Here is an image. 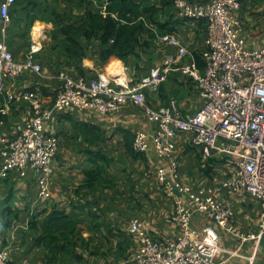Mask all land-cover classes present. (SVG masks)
Wrapping results in <instances>:
<instances>
[{
	"label": "built area",
	"instance_id": "2783aa9c",
	"mask_svg": "<svg viewBox=\"0 0 264 264\" xmlns=\"http://www.w3.org/2000/svg\"><path fill=\"white\" fill-rule=\"evenodd\" d=\"M15 2H0V95L7 97V103L0 108V139L11 105L18 100L10 93V85L28 72L37 76L43 73L38 55L44 49V30L36 39L32 33L24 59H16L10 47L8 29ZM241 9L242 0H209L199 4L174 0L178 18L205 25L202 67L195 59L180 65L188 55L182 42L174 35H159L152 29L157 39L178 47L179 52L176 57L168 56L164 65L154 67L138 82L131 81L128 67L122 63L121 70L112 73L109 62L107 70L96 77L73 76L60 70L53 104H44L36 92L25 95L31 102L33 115L15 126L13 138L0 142L2 173L7 175L18 169L25 174L28 167L32 168L40 176V195L50 199L53 163L60 141L47 133L45 127L54 113L74 107L110 115L131 104L142 109L154 125L151 134L135 135L133 149L145 154L153 147L158 159L164 161L156 171V178L173 202L170 220L178 232L176 238L165 240L157 237L141 219H132L128 232L139 240V248L131 264H223L219 258L220 231L242 244L261 241L264 238V48L248 49L243 23L236 15ZM175 69L195 83L205 101L188 119L180 117L174 103L170 107H157L148 98L147 90L158 91ZM179 133L192 135V145L204 159H222L226 168L223 189L258 202L256 232H244L235 225L234 212L219 191L213 187L192 188L181 181L173 147ZM196 215H205L214 224L196 227ZM0 264H14L7 249L0 251Z\"/></svg>",
	"mask_w": 264,
	"mask_h": 264
},
{
	"label": "crops",
	"instance_id": "0c3cea01",
	"mask_svg": "<svg viewBox=\"0 0 264 264\" xmlns=\"http://www.w3.org/2000/svg\"><path fill=\"white\" fill-rule=\"evenodd\" d=\"M101 3L98 9L89 8L103 11L105 0ZM236 15L243 23V37L248 49H263L264 0H242V9ZM39 30L37 27L36 32ZM174 36L188 52L180 65L195 59L201 66V58L196 56H200L206 46L203 25L189 20L177 27ZM60 48L63 49V45ZM58 49L56 46V50L49 51L44 47L38 55L49 76L28 72L13 85L9 84L10 93L18 100L11 105L6 123L1 128L0 142L13 138L15 126L33 115L31 102L25 98L28 92H36L46 105L53 104L59 88L58 71L65 70L73 76L96 77L107 70V64H102L98 57L97 42L88 56L78 63L70 62L63 50ZM178 52V47L156 39L149 49L132 56L127 64L118 61L128 67L131 81L138 82L154 67L164 65L168 56L176 57ZM113 60L117 59L112 58L109 62ZM147 94L150 103L157 107H170L174 103L182 119L192 117L205 102L195 83L177 69L171 71L158 91L147 90ZM6 103L7 97L0 95V108ZM153 127L144 111L131 104L124 105L120 113L110 115L74 107L55 112L45 127L47 133L57 136L60 141L53 163L50 199L40 195V176L35 170L28 167L23 174L15 169L4 175L0 159V251L7 249L14 264H49L46 259L48 251L35 246L37 234L30 225L54 209L77 219L76 253L83 260L72 263L60 257L51 264H131L139 248V240L128 232L132 219H141L150 225L159 238H176L177 228L170 220L173 202L166 197L156 178V171L164 161L158 159L153 147L142 155L130 154L126 149L125 131L133 135L139 132L151 134ZM173 147L181 181L192 188L213 187L219 191L234 212L235 225L244 232H256L258 202L247 195L223 189L226 168L222 159H204L199 149L193 147L189 133H179ZM89 152H100L113 160L107 175L92 190L82 189L88 181L86 172L92 170L96 162ZM118 188L120 193L137 196L133 199L139 201L145 193L150 196L149 201L141 204V209L135 203L124 205L119 201H106L118 193ZM213 224L205 215H196L194 220L196 227ZM220 233L222 250L219 258L223 264H264V238L242 244L234 236L223 231Z\"/></svg>",
	"mask_w": 264,
	"mask_h": 264
},
{
	"label": "trees",
	"instance_id": "16d2710c",
	"mask_svg": "<svg viewBox=\"0 0 264 264\" xmlns=\"http://www.w3.org/2000/svg\"><path fill=\"white\" fill-rule=\"evenodd\" d=\"M45 1L19 2L16 0L10 12L11 20L15 13L19 12L25 11L27 17L31 16L44 6ZM87 1L81 0L80 4ZM89 1L94 3L97 0ZM190 1L199 4L209 0ZM187 22L189 20L175 16L174 0H105L103 11L97 12L88 7L84 14L72 23H62L58 35L64 40L63 52L70 62H82L88 56L93 44L97 42L99 43L98 57L102 64L106 65L114 58L117 60H113L111 65L121 66L119 61L127 64L132 56H138L140 51L150 48L157 39L154 31L159 35H174L177 27ZM200 23L205 28L203 22ZM53 39L56 40L57 35ZM196 57L201 58L202 65H198L202 67L201 55ZM124 135L126 149L134 155L136 153L133 149L135 135L127 131ZM89 155L96 161L95 167L86 172L88 181L82 189L92 190L107 175V169L113 160L100 152H89ZM77 226L78 221L74 216L58 209H54L43 219L34 220L31 223L30 229L37 234L35 246L48 251L46 259L49 264L66 256H71L77 262L83 260L76 253Z\"/></svg>",
	"mask_w": 264,
	"mask_h": 264
},
{
	"label": "rangeland",
	"instance_id": "374dc122",
	"mask_svg": "<svg viewBox=\"0 0 264 264\" xmlns=\"http://www.w3.org/2000/svg\"><path fill=\"white\" fill-rule=\"evenodd\" d=\"M19 2H24V0H18ZM81 0H46L44 6L41 7L39 11H36L31 16L27 17L25 11L15 13L12 17L11 24L8 31V39L11 49H15L13 52L15 53V58L18 60H22L25 57V53L27 52L29 46L32 41V33L33 30L37 27L40 28L39 32L42 30L45 31L44 38V47L47 50H56L59 48V51L63 49L60 48L64 40L62 37L58 35L59 27L62 23L69 24L75 21L77 18L81 17L85 10L91 6L92 9H98L97 7L101 6V0H97L94 3H90L88 0L84 4H80ZM95 4L97 6H95ZM18 8V6H17ZM54 11V14H52ZM38 34L36 32L34 35ZM57 35V39L54 40L53 37ZM59 72V71H58ZM58 72L56 73V78L58 76ZM49 72H45L43 68V73L39 76H49ZM118 193L113 195L112 197L106 199V201H119L121 204H139L138 207L141 209L144 202L149 201L150 198L147 194H142V198L140 201L138 199H133L132 193H120V189H117ZM135 198L137 196H134ZM110 205V204H109ZM63 259L67 262L74 263V259L71 256L63 257Z\"/></svg>",
	"mask_w": 264,
	"mask_h": 264
},
{
	"label": "bare ground",
	"instance_id": "6f19581e",
	"mask_svg": "<svg viewBox=\"0 0 264 264\" xmlns=\"http://www.w3.org/2000/svg\"><path fill=\"white\" fill-rule=\"evenodd\" d=\"M34 32V31H33ZM35 33H36V29H35ZM40 34H42V32H38V34L34 35L33 33V36L34 38L36 39L38 36H40ZM122 66H119V65H110L109 66V70L112 72V73H115V72H119L121 70Z\"/></svg>",
	"mask_w": 264,
	"mask_h": 264
}]
</instances>
